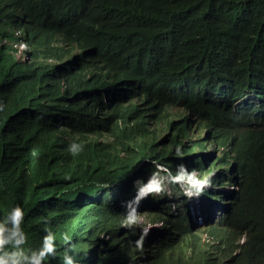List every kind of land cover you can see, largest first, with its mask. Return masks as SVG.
I'll list each match as a JSON object with an SVG mask.
<instances>
[{"label":"trees","instance_id":"trees-1","mask_svg":"<svg viewBox=\"0 0 264 264\" xmlns=\"http://www.w3.org/2000/svg\"><path fill=\"white\" fill-rule=\"evenodd\" d=\"M254 83L264 0H0V255L264 264V92L204 88ZM172 173L210 184L202 223Z\"/></svg>","mask_w":264,"mask_h":264},{"label":"clouds","instance_id":"clouds-1","mask_svg":"<svg viewBox=\"0 0 264 264\" xmlns=\"http://www.w3.org/2000/svg\"><path fill=\"white\" fill-rule=\"evenodd\" d=\"M245 79L250 80L251 78L248 75H245ZM252 81H254V80L252 79ZM250 83H252V82H250ZM204 88H209V90L212 91V92H219L220 91V92L232 93V94L249 93V92H254L256 90H262L264 92V85H262L260 83H258V85L256 83H254V84H249V86H241L236 91H230V90H228L227 88H224V87H222L221 89L218 90L217 86H214V85H211V84H207ZM199 89H200V84H197L196 87H195L196 92H198ZM0 110H2V109H0ZM221 118L223 120H227V119L230 118V114L221 115ZM160 134H163V130H162V132H160ZM162 137H163V135H162ZM102 140H106L107 141V140H109V138L107 136H105V135H102ZM72 149L73 150L75 149V145L72 146ZM160 164H163V163H160ZM160 164H159V168L160 169H162V170L167 169V168H162L160 166ZM166 175L168 176V180L170 181L169 184L171 185V187H173L172 186L173 182H172L170 176L168 174H166ZM171 176H172V178H174V181L180 187H181L180 184H182V183L185 184V186L181 187V188L184 189V191L186 192V194L188 196V206L190 208L191 214H192L193 217L197 218L198 222H199V219H198V217H199L200 220H201L200 223H202L203 220H202V216H201L199 188L210 187V184L206 183V181H204V179H200L199 177L196 178L195 175L182 176V175L177 174V173L176 174L172 173ZM162 178H163V173H162ZM187 187H191L193 190L190 189L189 192H188L187 189H186ZM159 191H160L159 184L157 182H155V181H152L147 186H145L143 189H141V195L142 196L146 195L149 192L159 193ZM171 192H172V189H171ZM130 207L132 208V210L134 209L133 211H134V214H135V207L136 206L134 205V203H131ZM138 209L139 208L136 207V216H138V219H139L138 222L140 224L139 236H140V238L142 236V239H143L144 233L142 231L143 227L141 225V220L145 218L147 225H153V224H155V222L150 220V219H147L145 217L144 213L140 214L141 217H142V219H140V215L137 212ZM16 214H19V216H22V211H21V209L19 207H17L16 209L13 210V217L14 218H15ZM135 222H136V217L135 216L129 217L128 220L126 221L127 224H132V223H135ZM148 229L149 228L147 227V233H148ZM54 239H55V237L52 234H49L45 238L44 250L40 253V257L38 259H36L35 264H40V261L42 259L46 258V254L47 253H50V252L54 253L55 252V246L53 244ZM140 241L141 240H139V242ZM17 243H20V241H17ZM0 264H20V262L15 257L6 258V254H5V255H0ZM130 264H132V262H130Z\"/></svg>","mask_w":264,"mask_h":264},{"label":"rangeland","instance_id":"rangeland-1","mask_svg":"<svg viewBox=\"0 0 264 264\" xmlns=\"http://www.w3.org/2000/svg\"><path fill=\"white\" fill-rule=\"evenodd\" d=\"M17 56L18 57H21V55H18L17 54ZM25 57V56H24ZM173 111H176L177 110V108H173L172 109ZM162 137V134H160V138ZM160 166L162 167V168H167L165 165H162V164H160ZM162 180H163V182L165 183V187L167 188V190L170 192L169 193V195H171L172 196V192H171V189H169L168 187H170L171 185L169 184L170 183V181L168 180V176L166 175V174H163V178H162ZM181 185V187H184L185 186V184H180ZM171 188V187H170ZM187 189V191L189 192V190L191 189V190H193L191 187H187L186 188ZM147 195V194H146ZM146 195H143L144 196V198L146 197ZM136 198H137V196H136ZM143 212L145 213L146 212V208L145 207H143ZM134 216L136 217V227H137V225H138V216H136V207H135V214H134ZM140 219H142V217H141V215H140ZM198 219H199V222H201V220H200V218L198 217ZM141 225H142V231H143V233H144V236L146 235V233H147V227L150 229V228H154V226H155V224H153V225H147V223H146V219L144 218V219H142L141 220ZM79 254L80 255H82V252L80 251L79 252Z\"/></svg>","mask_w":264,"mask_h":264},{"label":"bare ground","instance_id":"bare-ground-1","mask_svg":"<svg viewBox=\"0 0 264 264\" xmlns=\"http://www.w3.org/2000/svg\"><path fill=\"white\" fill-rule=\"evenodd\" d=\"M169 189H171L170 187H168ZM158 216V215H157ZM159 217H161V216H159ZM132 264H134V260L132 261Z\"/></svg>","mask_w":264,"mask_h":264}]
</instances>
